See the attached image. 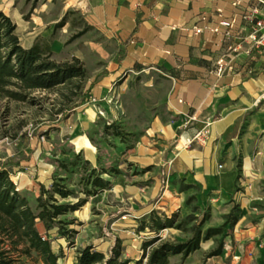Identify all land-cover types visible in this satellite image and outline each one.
<instances>
[{
  "label": "crops",
  "instance_id": "obj_1",
  "mask_svg": "<svg viewBox=\"0 0 264 264\" xmlns=\"http://www.w3.org/2000/svg\"><path fill=\"white\" fill-rule=\"evenodd\" d=\"M251 4V0H0V11L14 23L24 49L43 40L53 58L74 57L86 71L98 69L96 82H89L91 92L105 90L122 72L140 67L160 66L171 76L173 119L167 125L154 124L142 136L145 141L140 138L133 161L140 174L124 181L131 207L114 205L105 218L119 243L118 262L145 264L148 250L143 256L142 245L155 236L185 242L194 221L183 226L185 231L175 225L190 214L200 218L205 211L209 217L201 233L219 227L222 233L201 241L183 261L179 254L170 256L168 264H264V107L259 105L264 54L245 55L243 46L231 70L217 79L214 63L231 40L221 43L222 29L219 34L208 31L224 18L233 20L232 36L242 34L240 16ZM69 13L80 16V26L69 22ZM63 18L64 24L56 27ZM84 27L85 33L66 44ZM194 27L201 33L186 31ZM202 128L207 131L205 142L187 145ZM155 140H160L155 142L159 149L151 150L149 143ZM78 151L87 152L89 161V148ZM114 187L123 191L107 184L108 197L111 193L118 197ZM189 197H194L195 213L186 205ZM234 206L237 220L230 226L224 218ZM174 215L170 227L158 231L150 227L151 217L163 222ZM100 221L103 217L92 223ZM37 229L45 235L39 222ZM219 243V254L206 258ZM75 260L76 256L68 264ZM56 263L67 264L61 258Z\"/></svg>",
  "mask_w": 264,
  "mask_h": 264
},
{
  "label": "rangeland",
  "instance_id": "obj_2",
  "mask_svg": "<svg viewBox=\"0 0 264 264\" xmlns=\"http://www.w3.org/2000/svg\"><path fill=\"white\" fill-rule=\"evenodd\" d=\"M66 18L73 25H81L80 16L74 13ZM80 49L81 46L76 51ZM92 67L86 71L83 81L82 92L86 90L83 104L77 107L69 104L64 116L57 114L61 99L55 91L32 92L24 101L0 95V169L9 170L11 181L27 199L32 212H37L36 199L41 190H50L54 181L72 191L67 200L58 204L82 202L74 212L59 217L62 223L57 226V233L53 227L48 235L54 248H60V258L67 264L77 256L75 250L85 248L91 252L99 250L105 258L111 257L112 249L119 243L105 218L113 213L114 205L131 207L132 200L124 192V181L140 174L133 166L140 138L154 124L167 125L173 119L169 105L172 80L162 67L122 72L105 90L91 92L89 82H96L98 72ZM80 100L76 98L75 103ZM259 105L264 107V100ZM156 141L160 140L149 143L153 145L151 150L159 149ZM83 147L92 153L89 161L87 152L78 151ZM94 178L120 186L123 191L118 193L119 188L114 187L118 197L113 193L108 197L107 188L91 186ZM121 196L126 199L120 201ZM188 207L192 209L193 202ZM102 217L103 221L97 225L92 223Z\"/></svg>",
  "mask_w": 264,
  "mask_h": 264
},
{
  "label": "trees",
  "instance_id": "obj_3",
  "mask_svg": "<svg viewBox=\"0 0 264 264\" xmlns=\"http://www.w3.org/2000/svg\"><path fill=\"white\" fill-rule=\"evenodd\" d=\"M63 18L56 27L64 24ZM88 28L73 35L66 44L85 33ZM86 80V70L82 62L77 58H70L61 62L53 59L47 43L37 41L33 46L24 49L15 33V25L11 19L0 11V95L13 101H24L27 96L36 91H55L60 97V108L57 114L64 116L68 111V105L80 106L84 102L86 90L82 92L83 81ZM81 98L77 104L76 98ZM91 186L99 189L107 187L106 182L94 178ZM94 192V191H92ZM89 193V192H87ZM72 191L64 186L52 182L50 190H41L36 199L37 212H32L27 199L17 190L10 179L7 169H0V264H57L62 255L55 251L48 235L53 227L61 225L59 217L74 212L82 202L75 204H58L67 200ZM194 201V197L186 200V205ZM234 206L225 216V224L234 225L237 216ZM198 211L194 206L192 213ZM175 215L163 222L156 216L151 217V228L155 231L170 227ZM209 214L202 212L200 218L194 214L186 216L183 221L175 225L176 229L191 221L194 223L188 229L191 237L185 242L163 241L158 236L144 242L142 245L143 256L148 250L145 264H168V258L180 255L183 261L189 254L199 248L201 241H206L222 233V227L210 228L201 233L203 223ZM41 223L45 235L37 229V223ZM65 237V236H63ZM221 249L219 243L216 248L206 255L207 257L218 255ZM119 248L115 246L111 251V257L105 258L102 253L91 252L85 248L78 251L75 264H116L118 263ZM30 261V262H28ZM124 264L125 262H119Z\"/></svg>",
  "mask_w": 264,
  "mask_h": 264
},
{
  "label": "built area",
  "instance_id": "obj_4",
  "mask_svg": "<svg viewBox=\"0 0 264 264\" xmlns=\"http://www.w3.org/2000/svg\"><path fill=\"white\" fill-rule=\"evenodd\" d=\"M252 4L249 5L241 13L242 34L236 36L231 35L233 27V20L219 18L213 27L208 31L213 34L221 33V43H231L226 45L224 52L215 61L212 73L215 78H222L226 73L231 70V62L238 56V51L243 48L245 55L254 53L264 54V0H251ZM236 2L235 4H237ZM234 4V5H235ZM193 34L198 35L201 33L200 28H191ZM262 100H264V92H262ZM207 131L205 128L199 130L191 140H188L187 145L193 142L204 143L206 140Z\"/></svg>",
  "mask_w": 264,
  "mask_h": 264
}]
</instances>
